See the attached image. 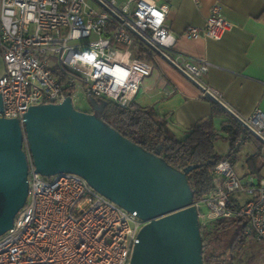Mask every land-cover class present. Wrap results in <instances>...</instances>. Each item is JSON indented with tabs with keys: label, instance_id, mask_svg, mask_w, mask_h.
Segmentation results:
<instances>
[{
	"label": "built area",
	"instance_id": "1",
	"mask_svg": "<svg viewBox=\"0 0 264 264\" xmlns=\"http://www.w3.org/2000/svg\"><path fill=\"white\" fill-rule=\"evenodd\" d=\"M173 1L0 0L5 65L0 119H17L24 129V116L34 106L61 104L70 97L80 111L81 93L129 109L144 80L152 76L153 61L162 60L260 143L264 163V113L257 109L244 116L231 108L207 82L212 65L176 50L178 39L168 22ZM234 28L216 4L204 26H190L185 35L220 41ZM56 69L65 73V81L55 76ZM174 93L169 84L161 89L166 97ZM243 144L241 138L235 146ZM23 149L28 197L13 229L0 239V264H130L148 222L97 192L81 176L39 174L25 132ZM212 178V191L194 203L200 226L244 219L246 236L264 249V178H241L228 160L216 165Z\"/></svg>",
	"mask_w": 264,
	"mask_h": 264
},
{
	"label": "water",
	"instance_id": "2",
	"mask_svg": "<svg viewBox=\"0 0 264 264\" xmlns=\"http://www.w3.org/2000/svg\"><path fill=\"white\" fill-rule=\"evenodd\" d=\"M92 113L78 111L70 97L34 106L23 119H0V191L8 196L0 231L13 229L28 197L24 132L36 171L42 176L75 174L123 209L137 213L141 230L130 264H204L203 239L193 194L180 204L177 192L192 170L179 171L165 188L154 160L104 121L105 100L89 97Z\"/></svg>",
	"mask_w": 264,
	"mask_h": 264
},
{
	"label": "crops",
	"instance_id": "3",
	"mask_svg": "<svg viewBox=\"0 0 264 264\" xmlns=\"http://www.w3.org/2000/svg\"><path fill=\"white\" fill-rule=\"evenodd\" d=\"M116 1L122 3L125 0ZM216 4L221 6L224 17L235 28L220 41L187 38L186 29L203 27ZM169 6L168 22L178 39L176 50L192 58L205 59L212 65L207 82L223 95L231 108L244 116L257 109L264 113V0H175ZM153 62V74L144 80L135 104L154 108L159 115H167L170 129L178 137H183L186 131L213 116L215 129L226 138L227 134L221 132V128L228 120L227 113L217 104L203 99L196 86L164 61ZM4 73L5 65L0 53V77ZM167 84L175 90L169 97L161 94V89ZM216 145L215 151L219 156L229 154V142L227 149L220 153ZM244 148H247L245 157L242 155ZM261 153L260 143L247 138L230 163L235 171L240 165L238 171L241 173L236 171L239 177L250 174L262 179L264 163L260 160Z\"/></svg>",
	"mask_w": 264,
	"mask_h": 264
},
{
	"label": "trees",
	"instance_id": "4",
	"mask_svg": "<svg viewBox=\"0 0 264 264\" xmlns=\"http://www.w3.org/2000/svg\"><path fill=\"white\" fill-rule=\"evenodd\" d=\"M54 74L65 81V73L60 69H56ZM103 118L123 137L146 152L163 157L176 170L192 168L187 179L194 203L212 191V172L216 165L225 160L231 161L240 148L235 146L236 141L248 138L236 121L224 123L221 132L227 134L224 139L230 144V152L221 157L215 151V144L222 136L215 129L213 116L186 131L183 137L171 131L167 115H159L154 108H144L135 103L125 110L108 103ZM234 228V236L225 244L224 239ZM246 230L244 219H221L201 227V235L207 232L209 237L208 244L203 241L204 264H235L237 255L245 246V238L253 239L251 235L246 236Z\"/></svg>",
	"mask_w": 264,
	"mask_h": 264
},
{
	"label": "rangeland",
	"instance_id": "5",
	"mask_svg": "<svg viewBox=\"0 0 264 264\" xmlns=\"http://www.w3.org/2000/svg\"><path fill=\"white\" fill-rule=\"evenodd\" d=\"M93 100L98 101L99 99L93 98ZM77 107L80 111L84 112H90L91 107L89 100L87 97L81 93L79 94L77 98ZM227 121L230 123H234L233 119L227 115ZM218 152H222V150L227 149L228 147V141L224 139L222 136L216 143ZM247 148L243 149V156L245 157ZM241 156V157H243ZM155 163V170H156V177L158 181L165 187L170 188L176 181L179 175L181 174L178 170H176L174 167L168 165L163 157H158L154 160ZM240 168V165L236 167V171L238 174L241 173V171H238ZM264 174V172H263ZM243 201H245L248 197L243 195L241 196ZM177 201L180 204H187L191 200V186L188 180L184 181V183L181 185L177 192L176 196ZM7 201L8 196L0 191V219L4 216L6 209H7ZM205 213H208L209 211L207 209H204ZM238 226H241L239 224ZM236 231V228L233 229L232 233L229 237H226L224 239V243L228 244L230 239L234 236V233ZM8 234L7 230L0 231V239L5 237ZM203 241L208 244L209 243V237L207 236V232H204L202 234ZM245 246L242 250H240L239 254L237 255V259L235 264H264V249L259 245V243L256 240L245 238Z\"/></svg>",
	"mask_w": 264,
	"mask_h": 264
}]
</instances>
